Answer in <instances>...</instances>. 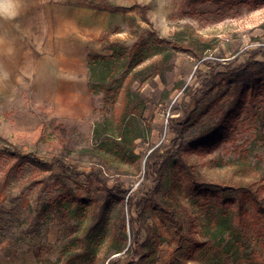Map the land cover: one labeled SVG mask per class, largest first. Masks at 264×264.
Returning a JSON list of instances; mask_svg holds the SVG:
<instances>
[{"label": "trees", "instance_id": "trees-1", "mask_svg": "<svg viewBox=\"0 0 264 264\" xmlns=\"http://www.w3.org/2000/svg\"><path fill=\"white\" fill-rule=\"evenodd\" d=\"M198 1L185 4L191 8ZM245 1L264 7V0ZM140 9L149 24L146 8ZM152 36L157 57L130 66L113 111L117 137L98 129L94 144L72 158L65 148L67 154L50 160L0 144V164L9 165L7 180L22 186L20 196L10 200L11 209L0 206V238L14 249L41 247L44 255L34 264H159L164 247L171 250L167 264H206L216 251L228 258L239 251L244 255L250 239L264 238V173L258 164L259 179L218 182L188 160L191 151L202 155L226 148L237 157L233 166L245 167L251 152L264 148V46L207 64L199 86L187 94L183 116L172 114L174 138L137 154V140L144 137L134 125L145 105L140 89L150 85L156 90V78L166 84L178 52L199 58L189 45ZM123 44L103 49L116 52ZM135 84L140 86L136 93ZM59 131L66 145L69 133L63 125ZM118 163L136 165L142 174L136 187L124 180L130 174ZM26 197V207L16 206ZM187 199L200 205V221L184 203ZM52 226L60 231L54 245L48 243ZM199 230L205 240H199ZM214 260L222 263L220 256Z\"/></svg>", "mask_w": 264, "mask_h": 264}, {"label": "rangeland", "instance_id": "rangeland-1", "mask_svg": "<svg viewBox=\"0 0 264 264\" xmlns=\"http://www.w3.org/2000/svg\"><path fill=\"white\" fill-rule=\"evenodd\" d=\"M185 2L0 0V144L50 160L67 154V149L72 158L75 151L94 144L98 129L117 137L113 111L121 102L132 72L129 68L139 62L148 64L159 53L152 34L189 45L199 56L178 52L167 83L156 78V90L150 85L142 89L138 84L133 86L134 93L140 89L145 101L134 124L144 130L136 153L145 154L153 146L172 140V114L183 116L187 94L199 86L207 64L225 63L264 46V7L245 0H223L220 4L199 0L188 8ZM140 7L146 8L149 24L143 20ZM115 42H124L123 47L117 46L116 52L103 49ZM61 125L69 133L66 145ZM188 160L218 182L259 179V172L264 173V148L251 152L245 167L233 166L237 157L226 148L202 155L191 151ZM118 165L130 174L124 180L136 187L142 178L136 165ZM256 165L259 172H254ZM8 166L0 164V206L6 210L12 208L10 200L22 190L19 182L7 180ZM28 203L26 197L16 206L24 208ZM184 203L200 221V205L189 199ZM59 236V228L50 227L48 243L54 245ZM198 237L205 240L207 235L199 230ZM248 245L244 255L239 251L228 258L216 251L204 263L212 264L220 256L221 264H264V238L253 237ZM24 251L27 256H21ZM43 255L37 245L31 249L20 244L14 249L0 238V264H34L35 258ZM170 260L171 250L162 248L159 264Z\"/></svg>", "mask_w": 264, "mask_h": 264}]
</instances>
